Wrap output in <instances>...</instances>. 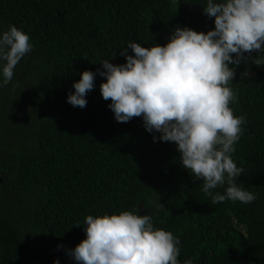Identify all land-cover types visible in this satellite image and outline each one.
<instances>
[{"label": "trees", "instance_id": "1", "mask_svg": "<svg viewBox=\"0 0 264 264\" xmlns=\"http://www.w3.org/2000/svg\"><path fill=\"white\" fill-rule=\"evenodd\" d=\"M204 3L0 0V31L14 25L33 44L0 87V264H76L67 251L86 238L87 215L137 208L179 237L180 264H264V65L234 66L231 84L230 107L246 117L232 158L244 169L237 183L257 195L250 204H212L174 143L153 142L159 134L139 117L115 121L103 77L83 109L66 102L83 71L103 70L93 63H125L129 42L163 46L177 26L214 30Z\"/></svg>", "mask_w": 264, "mask_h": 264}, {"label": "clouds", "instance_id": "2", "mask_svg": "<svg viewBox=\"0 0 264 264\" xmlns=\"http://www.w3.org/2000/svg\"><path fill=\"white\" fill-rule=\"evenodd\" d=\"M203 14L214 18V30L177 26L163 46L129 42L119 52L125 63H93L103 70L83 71L66 102L83 109L97 75L103 77L99 91L111 101L115 121L139 117L148 133L159 134L153 142L174 143L180 165L202 181L199 188L212 204H250L257 195L237 183L244 169L232 158L246 117L234 115L230 107L237 102L231 84L234 66L248 59L264 65V0H205ZM32 49L30 36L16 26L0 31V87L12 81L16 66ZM83 230L86 238L67 251L76 264H180L179 237L156 228L152 216L140 215L138 208L87 215Z\"/></svg>", "mask_w": 264, "mask_h": 264}]
</instances>
